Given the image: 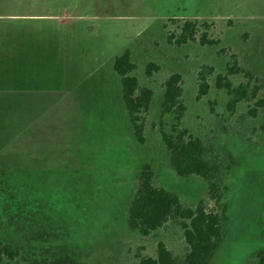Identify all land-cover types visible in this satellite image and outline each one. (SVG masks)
Masks as SVG:
<instances>
[{
	"label": "rangeland",
	"instance_id": "1",
	"mask_svg": "<svg viewBox=\"0 0 264 264\" xmlns=\"http://www.w3.org/2000/svg\"><path fill=\"white\" fill-rule=\"evenodd\" d=\"M187 19L211 22L218 43L169 44L171 21ZM125 50L139 84L153 91L142 144L112 67ZM232 55L264 100V0H0V78L28 77L33 107L32 126L18 131L0 98V242L20 255L4 264L60 255L137 264L138 253L152 254L159 240L179 249L175 227L146 238L127 227L145 162L154 185L183 204L220 213L225 203L222 243L207 264H264V104L255 118L243 117L252 103L230 112L213 76L197 98V71L211 66L224 74ZM149 62L159 66L151 77ZM172 73L183 79L184 126L227 167L219 205L202 179L176 175L161 141L171 120L160 115L162 83ZM229 79L246 81L242 74Z\"/></svg>",
	"mask_w": 264,
	"mask_h": 264
},
{
	"label": "trees",
	"instance_id": "2",
	"mask_svg": "<svg viewBox=\"0 0 264 264\" xmlns=\"http://www.w3.org/2000/svg\"><path fill=\"white\" fill-rule=\"evenodd\" d=\"M173 30L168 31L166 40L169 44L180 47L187 43L201 46H213L218 43L211 38L212 23L205 20H172ZM167 28V25H165ZM113 71L118 76L121 86V97L132 125L133 134L139 144L143 143L145 115L148 112L153 91L140 85L133 73L136 65L131 61L127 50L113 59ZM159 71V66L149 62L145 74L151 77ZM242 74L246 81L234 85L230 76ZM214 78V87L223 89L230 97L228 110L233 112L238 104L252 103L244 113V118H255L264 100L258 97L259 88L252 83L255 78L237 65L235 56L224 74H214L211 66H202L197 71V98L206 96L209 90L208 79ZM183 79L179 73H172L162 83V102L160 115L171 118L169 130L161 131V141L167 151L170 166L180 178L199 177L203 180L210 198L215 205L223 200L224 190L222 175L224 169L220 154L199 137H194L183 124L187 107L183 101ZM154 173L148 162L142 164L135 192L130 199L127 210V227L140 237H151L168 227H175L181 233V247L171 249L159 240L152 254L137 255V264H207L212 254L222 243V234L228 218L226 205L221 212L207 210L200 202L195 207L183 204L179 197L153 183ZM18 251L10 245L0 242V264L5 260L19 258ZM28 264H86L69 255L54 258H31Z\"/></svg>",
	"mask_w": 264,
	"mask_h": 264
},
{
	"label": "crops",
	"instance_id": "3",
	"mask_svg": "<svg viewBox=\"0 0 264 264\" xmlns=\"http://www.w3.org/2000/svg\"><path fill=\"white\" fill-rule=\"evenodd\" d=\"M18 80L14 76L2 75L0 78V98L5 99V104L10 105L8 109L11 114H14L13 120L18 125V131H27L32 126L31 115L33 113L29 80L26 76L21 81Z\"/></svg>",
	"mask_w": 264,
	"mask_h": 264
}]
</instances>
